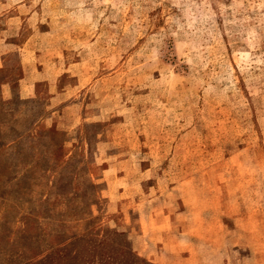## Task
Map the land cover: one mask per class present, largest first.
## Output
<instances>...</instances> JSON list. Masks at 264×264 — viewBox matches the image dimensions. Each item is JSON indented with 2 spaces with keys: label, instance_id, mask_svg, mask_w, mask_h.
Wrapping results in <instances>:
<instances>
[{
  "label": "rangeland",
  "instance_id": "374dc122",
  "mask_svg": "<svg viewBox=\"0 0 264 264\" xmlns=\"http://www.w3.org/2000/svg\"><path fill=\"white\" fill-rule=\"evenodd\" d=\"M0 56V264H264V0H0Z\"/></svg>",
  "mask_w": 264,
  "mask_h": 264
},
{
  "label": "crops",
  "instance_id": "0c3cea01",
  "mask_svg": "<svg viewBox=\"0 0 264 264\" xmlns=\"http://www.w3.org/2000/svg\"><path fill=\"white\" fill-rule=\"evenodd\" d=\"M1 62H2V58L0 56V68H1ZM22 68L25 71V69L27 70L31 68V66L25 65L22 66ZM24 71L23 74L20 76V79L17 80L16 83L18 86L17 92L18 93L21 92L23 94V97L28 98L36 92L38 94V90L40 89V87H37V83L44 82L46 78L40 77L41 73L38 70H35L34 72L32 71L24 72ZM55 94H57V92Z\"/></svg>",
  "mask_w": 264,
  "mask_h": 264
},
{
  "label": "trees",
  "instance_id": "16d2710c",
  "mask_svg": "<svg viewBox=\"0 0 264 264\" xmlns=\"http://www.w3.org/2000/svg\"><path fill=\"white\" fill-rule=\"evenodd\" d=\"M99 243H100V244H104L105 242L102 240V241H100ZM135 263H136V262H135Z\"/></svg>",
  "mask_w": 264,
  "mask_h": 264
}]
</instances>
